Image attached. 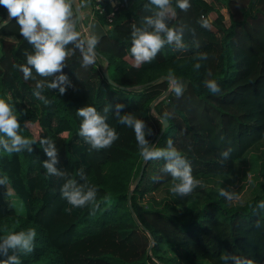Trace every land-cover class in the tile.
Segmentation results:
<instances>
[{"label": "trees", "instance_id": "obj_1", "mask_svg": "<svg viewBox=\"0 0 264 264\" xmlns=\"http://www.w3.org/2000/svg\"><path fill=\"white\" fill-rule=\"evenodd\" d=\"M189 3L186 12L176 9V18L167 21L181 32L183 47L165 44L151 62L136 68L129 51L131 32L134 26L146 27L144 18L157 9L150 0H118L108 21L105 13L112 8L105 2L106 11L94 13L100 30L95 35V63L82 67L80 51L70 52L63 68L70 83L63 85V95L45 87L47 105L33 92L37 80L48 83L54 77H39L33 69L32 78L25 81L13 66L26 64L25 53L34 49L14 19L0 28V98L13 106L19 134L35 141L31 153L0 149V176L8 178L6 185L0 184V237L28 228L37 231L34 251L18 253L21 264H224L226 254L264 264V209L258 208L264 201V0ZM202 18L209 27L200 26ZM5 19L0 6V22ZM78 25L76 21L77 31ZM200 53L208 59L198 60ZM103 70L115 85L105 80ZM161 76L182 83L183 94L177 97L168 89L170 81ZM207 79L218 83V94L205 87ZM117 104L124 105L118 114ZM87 105L106 115L115 129L118 139L111 147L91 150L77 134L82 118L76 112ZM129 114L145 122V138L154 147L165 148L172 140L194 178L211 183L206 192L210 197L200 196L180 210L154 199L142 204L146 195L162 187L169 194L174 182L160 159L145 162L135 183L143 159L134 131L118 119ZM155 115L167 121L156 142L161 122ZM27 123L38 126L36 138ZM41 139L54 141L56 167L65 176L46 174L42 162L48 157ZM229 149L224 158L221 152ZM81 169L89 186L97 189L95 211L91 206L72 208L61 196L67 179L78 186L86 183L78 175ZM249 173L259 179L260 188L252 195L235 204L216 196L225 181L228 191L242 192ZM6 186L24 202L25 213L14 211L5 198Z\"/></svg>", "mask_w": 264, "mask_h": 264}, {"label": "clouds", "instance_id": "obj_2", "mask_svg": "<svg viewBox=\"0 0 264 264\" xmlns=\"http://www.w3.org/2000/svg\"><path fill=\"white\" fill-rule=\"evenodd\" d=\"M74 0H0V6L4 7L8 13V19H14L19 26L20 35L32 45L34 51L26 52V64L14 65L23 73L25 81L32 78L33 69L39 77H54L50 82L37 80L33 95L43 101L45 105L49 101L42 96L45 87L55 90L63 95L66 91L63 86L70 83L63 74V68L69 58L70 52L79 50L81 53L82 67H88L95 63V47L98 37L95 35H82L76 28V20L73 13ZM150 4L155 6L157 11L154 15L144 18L146 27H133L131 32L130 58L133 67L139 68L144 62H151L165 44L175 43L177 48H182V35L174 27H170L167 21L176 18V9L186 12L190 8L189 0H150ZM202 28L209 27L208 21L203 18L199 21ZM151 29V30H149ZM69 45L72 46L71 50ZM198 60H207L206 53H200ZM197 69L201 67L199 63L195 65ZM61 73L60 75H56ZM212 74L208 72L210 77ZM173 91L179 97L183 94L184 87L180 82H173ZM205 87L213 94L220 92V87L214 79L205 80ZM124 105L117 104V114ZM106 106L103 112L108 113ZM77 116L82 118L78 130V135L90 146L91 150H102L112 146L118 139L115 129L111 128L107 121V116L102 115L93 106L79 108ZM121 125L131 128L135 133V139L139 147V155L145 161L163 159L166 161L163 171L172 178L174 182L170 187V192L180 197L191 195L195 189L201 185V181L194 178L188 160L174 147L172 140H168L167 147L158 148L152 146L145 138V122L142 119L134 118L131 114L119 116ZM21 124L17 115L13 111V106L3 98H0V149L7 153H20L33 151L34 140L19 134ZM149 133L151 129L148 130ZM47 160L42 162V167L46 174L65 176L64 172L58 171V150L54 141L41 139L39 141ZM231 149L221 152L224 158L229 156ZM78 175L86 181L84 185L78 186L74 179H67L63 183L60 191L63 199L72 208H84L91 206L93 211L99 208L97 200V189L89 186L88 178L83 175V169ZM249 183L252 182L251 174L248 175ZM8 178L0 176V184L6 185ZM219 195L227 201H239L240 196L236 192L228 191L224 188L219 190ZM105 200L108 198L105 197ZM258 208L264 209V201H261ZM37 236L35 228L14 231L0 237V255L7 259L0 260V264H21L18 253L29 254L34 251V241ZM9 252L12 254L9 255ZM224 264L229 260L233 264H253V261L245 257L234 254L222 256Z\"/></svg>", "mask_w": 264, "mask_h": 264}, {"label": "rangeland", "instance_id": "obj_3", "mask_svg": "<svg viewBox=\"0 0 264 264\" xmlns=\"http://www.w3.org/2000/svg\"><path fill=\"white\" fill-rule=\"evenodd\" d=\"M220 13L223 16V20L226 21L227 20V15H226L225 9H221ZM170 86H171V83H170L169 88H168L169 90H171ZM151 112H152V110H151ZM26 127L29 130V132L36 138L37 134L39 132L38 126L35 123H32V124L27 123ZM251 152H255V150H252ZM247 163L249 164L248 160H247ZM249 174H251V176H252V173H249ZM248 175L246 177L247 180H248ZM224 183H225L224 187H219V189L224 188V189L227 190V188L230 185L226 181ZM258 183H259V179L252 178V182L251 183L248 182V184L245 186L243 191L242 192L240 191L239 193H237L240 196V200L239 201H233V202H230V203H232V204L238 203V202L242 201L243 199H245V198L249 197L250 195H252L257 189L259 190V188H260V187L259 188L257 187ZM210 184L211 183H201V185L197 189H195V191L191 195H189L187 197H180V196H177L175 194H172L171 192L169 194L168 193H164V190H163V187H162V188L159 189V191H156V192H154V193H152L150 195H146L141 200V202H142V204L145 203V205H146V203L150 199H154L157 202H159L160 206L164 202H167L170 206H173V207H175V208L180 210V205H185L188 202L195 201L194 199H196V198H198L200 196L204 197V198L210 197L211 195H208L206 193V192H208L209 188H212ZM4 189H5V198L7 199V201H9V203L13 207L14 211L16 213H18V214L25 213L24 202L21 199L17 198L14 195L13 191L8 186H6ZM219 189H218V191H219ZM215 194H216V192H213L212 196H215ZM216 196L218 197L219 194L216 195ZM185 263H189V262L186 261Z\"/></svg>", "mask_w": 264, "mask_h": 264}, {"label": "water", "instance_id": "obj_4", "mask_svg": "<svg viewBox=\"0 0 264 264\" xmlns=\"http://www.w3.org/2000/svg\"><path fill=\"white\" fill-rule=\"evenodd\" d=\"M73 12H74V15H75V17H76V21H77V23H79V21H80V11H79V7H78L77 3L75 2V0H74V4H73ZM8 21H9V19L7 18V19H5L4 21L0 22V28H1L2 26H4ZM82 35H83V34H82ZM94 51H95V55H98V53H97V51H96L95 49H94ZM102 74H103V77L105 78V80H106L108 83L115 85L114 83L111 82V80L109 79V77H108V75H107V73H106L105 70L102 71ZM161 79H167V80H169L170 83H171L170 88H171V90L173 89V87H174L173 77H165V76H161ZM168 93H169L168 90L165 91V92L160 96V98L164 97V96L167 95ZM155 102H156V101H153V102L151 103L150 107H152V106L155 104ZM154 117H155V119H157V120H159V121L161 122L160 130H159L157 136H156L155 139H154V142H156V141L158 140L159 136L161 135V133L163 132V130L165 129V127H166V125H167V121H166L164 118L159 117L158 115H155ZM152 146H153V144H152ZM144 165H145V161L143 160V161L141 162V164H140V168H139L138 175H137V178H136L135 183H137V182L139 181V179H140V177H141V175H142V171H143ZM130 193H131V190H129V191H128V194H127L128 205H129V196H130ZM140 227H141V229H143L142 226H140ZM150 246H151V244L148 245V247H147L148 250L150 249Z\"/></svg>", "mask_w": 264, "mask_h": 264}, {"label": "crops", "instance_id": "obj_5", "mask_svg": "<svg viewBox=\"0 0 264 264\" xmlns=\"http://www.w3.org/2000/svg\"><path fill=\"white\" fill-rule=\"evenodd\" d=\"M102 1H103V6H104L105 2H108L110 9L113 7L112 0H102ZM90 2H92V1H90ZM78 7H79V11H80V21H79L78 31L84 28L83 35H85V36L97 35L100 31L99 25L94 21L95 20L94 14H92L90 7L85 3L80 4V2L78 3ZM5 12H6V19H7L8 13H7L6 9H5ZM7 39H10V38H7Z\"/></svg>", "mask_w": 264, "mask_h": 264}, {"label": "built area", "instance_id": "obj_6", "mask_svg": "<svg viewBox=\"0 0 264 264\" xmlns=\"http://www.w3.org/2000/svg\"><path fill=\"white\" fill-rule=\"evenodd\" d=\"M90 1H92V2H90ZM75 2L77 3V5L79 2H80V4H82V3L87 4L91 9L92 14H94V13L103 14L106 11L104 6H103L102 0H75ZM112 2H113L112 9L110 11H108L107 13H105V17L107 18L108 21H109V16L112 15V12L115 9L118 0H112ZM79 32L81 34H83L84 28L79 30Z\"/></svg>", "mask_w": 264, "mask_h": 264}]
</instances>
